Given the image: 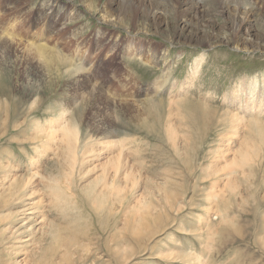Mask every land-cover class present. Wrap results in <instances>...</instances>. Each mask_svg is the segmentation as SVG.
Instances as JSON below:
<instances>
[{"label":"rangeland","instance_id":"374dc122","mask_svg":"<svg viewBox=\"0 0 264 264\" xmlns=\"http://www.w3.org/2000/svg\"><path fill=\"white\" fill-rule=\"evenodd\" d=\"M55 1L69 7V17L53 30L47 23L54 0H9L0 7V35L9 27L16 40L11 53L0 51L7 82L0 91V264H264V141L254 123L264 124V106L258 119L245 115L247 95L241 93L254 82L264 96V0H247L257 14L243 22L239 42L229 34L244 19L238 11L210 10L197 38L180 42L164 25L129 26V20L138 25L144 19L141 11L142 22L128 15V3L118 24L92 10L106 5L116 18L125 0ZM157 1L158 18L174 23L178 0ZM191 20L188 36L199 18ZM99 29L113 36L98 46ZM31 42L48 45L50 53L41 57L51 58L53 75L33 70L24 50ZM149 46L166 51L154 64L141 52ZM127 51L134 54L124 56ZM63 55L88 66L94 79L93 66L103 58L115 83L103 86L100 98L94 84L75 93L57 59ZM148 100L157 102L150 114L140 106ZM65 106L72 110L63 115ZM79 111L84 115L77 121ZM242 116L246 122L237 125ZM77 122L81 152L72 169L62 130ZM50 133L53 143L47 142ZM107 139L115 149L105 148ZM245 143L254 151L241 165ZM231 170L228 183L224 176ZM32 209L37 213L27 214Z\"/></svg>","mask_w":264,"mask_h":264},{"label":"bare ground","instance_id":"6f19581e","mask_svg":"<svg viewBox=\"0 0 264 264\" xmlns=\"http://www.w3.org/2000/svg\"><path fill=\"white\" fill-rule=\"evenodd\" d=\"M6 1V2H5ZM7 1L9 0H2L0 1V7H2L3 5H7ZM11 1V0H10ZM15 1V0H14ZM80 1V0H79ZM177 1V0H176ZM175 1V2H176ZM259 0H255V3L257 4ZM92 3V5L89 3L88 6L89 7H93V1H90ZM108 2V1H107ZM123 2V1H122ZM248 2L247 0H178V4L181 5V9L180 11L178 12L177 11V14L175 15L174 14V23L170 22V21H166L165 19L161 18L159 16L158 18V10L160 9V4L161 2L159 3L157 0H139V3H137L135 0H131L128 2V0H125L122 4V8H124L127 3H128V6L130 7V12L128 14V6L125 7L126 10H121V15L118 14V17H114L112 16V11H110V9H108V7L105 5L101 8V10L99 11L98 8L97 9H93L92 10H96L98 13L102 12V14L100 15L104 20H106L107 22H112V23H120L119 19H121L122 17L124 18V14H128L130 15L131 17L133 18H136L139 14V11H141L143 14H142V18L144 19V23L142 24H132L129 20V22H127V24H129V26H134V28L137 26V27H142L145 29H148L149 27L151 26H155L156 29H160L162 25L166 26V31L169 32L170 31V38L173 39V38H177L178 41H182L181 39L185 38V39H188L189 41L190 40H193L195 38H197V31L199 32L200 30V23L202 21L206 22V14H210V10L211 11H215V12H220L222 14H224L226 11H232L233 13L235 11H238L239 13H242V15H244V19L243 20H238L236 22V27L234 28V30H232V32H230L229 34H231V40H235V41H238V40H241L242 38V35H243V31H244V23L243 22H250V19H252L256 14L257 12L254 11V9L256 10V6L255 5H251V6H248ZM262 2V1H260ZM9 3V2H8ZM55 3L57 5H55ZM63 3V2H62ZM87 3V2H86ZM254 3V4H255ZM67 4V3H66ZM104 4V3H103ZM106 4V3H105ZM165 4H168L167 2H165ZM174 4V3H173ZM53 5H55L56 8L55 9V13H54V16H59L58 18H55L54 19V16H52L50 19H49V22L47 23V27L49 29H55L57 28L58 26L57 25H61L62 23L65 22L66 18L69 17V12L68 9L69 7L68 6H65L63 4H60L58 1H55L54 0V3H50L49 4V7H52ZM75 5V4H74ZM163 5V4H162ZM262 5V4H261ZM100 6V5H99ZM232 6H234L235 10L233 11L232 9ZM175 7V6H174ZM183 8V9H182ZM109 10V11H107ZM162 10V9H161ZM260 10V9H259ZM114 11V10H113ZM116 11V10H115ZM171 11V10H169ZM225 11V12H224ZM111 12V13H110ZM217 12V13H218ZM260 12V11H259ZM25 13V10H21V11H18L14 17H17L19 15H22ZM43 10L40 9V14L43 15ZM166 13V12H165ZM212 13V12H211ZM221 14V15H222ZM230 14V13H229ZM171 15V14H170ZM231 15V14H230ZM233 15V14H232ZM241 15V14H240ZM56 16V17H57ZM122 16V17H121ZM141 16V15H140ZM192 16H196L197 20L199 18V23L195 22L197 27L193 29L196 30L195 33H193L194 35H186L185 34V29L187 27H190V29L192 28V22H194L195 18H193L194 20H191L192 19ZM211 16V15H210ZM215 16V15H214ZM223 16V15H222ZM121 17V18H120ZM126 17V16H125ZM128 17V16H127ZM139 17V16H138ZM137 17V18H138ZM221 17V16H220ZM224 17V16H223ZM259 17V16H258ZM117 18H119L118 20H116ZM130 18V17H129ZM191 18V19H190ZM212 18V17H211ZM231 18V16H230ZM234 18V16L232 17ZM46 19V18H45ZM236 19V18H235ZM240 19V17H239ZM201 20V21H200ZM137 21H141L142 20H139V18L137 19ZM210 21V20H209ZM121 22L124 24V22L121 20ZM61 23V24H60ZM126 23V22H125ZM203 23V22H202ZM212 23V22H211ZM126 24V25H127ZM173 25H176L179 29V31H176V30H173ZM175 26V27H176ZM195 26V24H194ZM207 26V25H206ZM211 26V24H210ZM214 26V25H213ZM232 26V25H231ZM136 27V28H137ZM133 28V27H132ZM133 28V29H134ZM176 29V28H175ZM205 29V28H204ZM217 29V28H216ZM232 29V28H230ZM246 29V28H245ZM247 29L249 30V35H254L252 34L253 30H252V27L251 26H247ZM246 29V30H247ZM102 30V29H101ZM101 30L99 29L98 30V34H97V39H96V43L95 45H102V43L104 44L105 42H107L108 39H110L113 35H110V33H105L103 34L102 36V32ZM151 30V29H150ZM169 30V31H168ZM213 30V29H212ZM106 31V30H105ZM154 31V30H153ZM215 31V30H214ZM231 31V30H230ZM161 32V31H160ZM164 32V31H163ZM219 32V31H218ZM226 32V31H225ZM247 32V31H246ZM250 32H252L250 34ZM12 30L8 27L7 28V32L6 34L4 35H0V51L2 52H5V53H11L12 50H13V47H14V44L16 43L15 41V36L12 34ZM207 33V32H206ZM205 33V38H209L208 36H210L211 32H208L210 34H208V36H206L207 34ZM259 39L260 37L263 35V34H257ZM212 36V35H211ZM36 38V37H35ZM211 38V37H210ZM209 38V39H210ZM226 38V37H225ZM214 39V37H213ZM228 39V38H227ZM226 39V40H227ZM230 39V38H229ZM243 39V38H242ZM250 39V38H249ZM255 39V40H257ZM14 40V41H13ZM186 40V41H188ZM211 40V39H210ZM264 39H262L261 41H263ZM125 40H121V42L123 43ZM131 41V40H130ZM129 41V42H130ZM216 41V39H215ZM119 42V43H121ZM221 42V41H220ZM239 42V41H238ZM264 42V41H263ZM36 42H31V43H28L30 45H28L27 47L24 48L25 52L27 53L26 55H28L27 57H29L30 61L29 63L33 66V70H35V68L39 69V71L43 72V74L47 75V76H51L53 75V71L50 70V67L52 66L51 65V58H44L45 56L41 57V55H45L46 53H50V48L48 47V45H45L43 42H40V43H36ZM140 43V42H139ZM259 44V42H257ZM20 44V43H19ZM18 44V45H19ZM215 44V43H214ZM21 45V44H20ZM23 45V44H22ZM213 44H208V46H211ZM25 46V45H24ZM201 46V45H200ZM20 47V46H19ZM146 48V47H145ZM148 48H151L150 46ZM157 48V47H156ZM169 48V47H168ZM17 49V48H16ZM49 49V50H48ZM144 55H145V63H153L154 62H157L159 60L162 59V56L164 57V54L166 51H164V53L160 52V49H144V51H141ZM141 53V54H142ZM16 54V53H15ZM134 52L133 51H127L125 53L124 56L126 55H133ZM4 55V53H3ZM1 54V56H3ZM6 55V54H5ZM8 55V54H7ZM15 56V55H13ZM138 56V55H136ZM135 56V58H136ZM18 57V56H17ZM128 57H131V56H128ZM204 55H200L198 58H196V60L194 61V64H193V68H192V73L190 76V82H191V79H195V77L197 76V74L199 73V68L201 67L202 65V60L204 59ZM21 58V57H20ZM2 57H0V71L3 69L2 68V65L1 63L2 62ZM15 59H16V56H15ZM60 61V64L64 65L65 66V73H67V78H68V81L69 83L71 84L72 88L75 90V93L79 92L80 91H83L84 89L87 88V91H88V87L92 84H94V87L96 89H94L99 95V98L102 97L104 94H103V89L102 87L105 86V85H111L113 83H115V79L114 78V74L110 77V79L107 78V75H108V72L109 73H114L113 71H111L109 68V64H106L105 60L103 58H99L96 60L95 62V65L94 63L91 64V65H94L93 67H95V69H93L94 72H96L98 74V76H96V79H94L92 76H91V70L88 66H81L77 63H75V61H73L72 59L70 58H67L65 57L64 55L63 56H58V58ZM103 59V60H102ZM19 60V59H18ZM133 60V58L131 59ZM135 60V59H134ZM20 61V60H19ZM39 62V64H36V62ZM136 62V61H135ZM88 64V62H87ZM92 68V67H91ZM36 71V70H35ZM37 71L36 73L39 74ZM41 72V73H42ZM170 73V65H167L165 67V69H163V77H167ZM120 78V77H119ZM197 78V77H196ZM26 79V78H24ZM187 81H189V78L187 79ZM27 82V80H26ZM29 82V81H28ZM164 82H167L164 81ZM6 78H4L2 75H1V72H0V91H2L1 89H4L6 85ZM117 84V83H116ZM243 86V85H241ZM128 87V86H126ZM243 87H245L243 90V92L241 93H246L245 95L246 96V99H245V105H244V111L247 113L245 115H252L251 117L253 118H256L258 119V110L257 109H260L262 108V106H264V96H263V92L262 90L260 91L257 87V85L254 83V82H251L247 85H244ZM69 88V87H68ZM114 88V87H113ZM240 90V89H239ZM85 91V90H84ZM90 91V90H89ZM88 91V92H89ZM93 91V93L95 92ZM236 91V90H235ZM238 91V90H237ZM82 93V92H81ZM118 93V92H117ZM233 93V92H232ZM84 94V93H83ZM103 94V95H102ZM242 95V96H245V95ZM80 95V93H79ZM88 95V94H87ZM120 95V94H119ZM236 95V94H235ZM76 96H78L77 94L74 96L76 98ZM93 96V95H92ZM90 97V96H89ZM96 97V96H95ZM71 98V97H70ZM69 98V100H70ZM75 98L71 99V101H73ZM234 98V97H233ZM232 98V99H233ZM236 98V97H235ZM87 99V98H86ZM91 99V98H89ZM171 99V98H170ZM237 99V98H236ZM102 99H100V102H101ZM247 100V101H246ZM76 101V100H75ZM83 101V100H82ZM95 101V100H94ZM173 101V100H172ZM90 103V101H89ZM61 104V103H60ZM132 104V103H131ZM253 105L255 106V110L250 107V105ZM86 105V104H85ZM136 105V104H135ZM88 106V105H87ZM91 106V105H90ZM108 106V105H107ZM129 106V105H128ZM140 106H143V113H146V114H150L154 111V108H156L157 106V102L153 101V100H148L144 103H140ZM234 106V105H233ZM135 107V106H134ZM238 107V106H237ZM91 108V107H90ZM133 108V107H131ZM251 108L252 110L254 111H251ZM72 110V108H67L65 106V108L61 109V113H63V115L66 113V112H70V110ZM135 109V108H134ZM137 109V108H136ZM135 111V110H134ZM263 111V109H262ZM243 113V112H242ZM262 113V112H261ZM244 114V113H243ZM68 115V114H67ZM66 115V116H67ZM84 113L83 111H79L78 114H77V121H79V118L83 117ZM242 115V114H241ZM240 116V115H239ZM247 117V116H246ZM246 117L242 116L240 118H238L236 121H237V125L238 123L241 124V123H245L246 121ZM58 121V120H57ZM261 122V121H260ZM259 122V119L257 121H255V126L257 128V130L259 131L260 133V137L262 138V141H264V124L262 125L261 123ZM112 124V123H111ZM54 127V126H53ZM236 127V125H235ZM55 128V127H54ZM234 128V127H233ZM52 130H54L53 128H51ZM59 130V129H58ZM104 130V129H103ZM175 129H173L174 131ZM65 133V137L67 139V143L68 144V151L70 152V155L71 157L73 158V162H72V169H75V165L77 164L78 162V151L81 152V143L82 142V138H81V133H80V123L77 122L75 125H66L64 130ZM172 131V130H171ZM169 131V132H171ZM236 132V131H235ZM234 132V133H235ZM172 135V134H170ZM89 136V135H88ZM175 136V135H174ZM232 136V135H231ZM234 136V135H233ZM54 134L53 133H50L48 135V139H47V142L49 141V143L52 142V140L54 139ZM91 137V136H90ZM172 137V136H171ZM112 138V137H111ZM230 139V138H229ZM51 141V142H50ZM230 141V140H229ZM74 142V143H73ZM53 143V142H52ZM103 143V142H102ZM104 146L106 149L108 150H112L113 148L115 149L114 146H117L113 140H108L104 142ZM231 144V143H230ZM46 145V144H45ZM229 145V144H228ZM87 146V145H86ZM85 146V147H86ZM47 149V148H46ZM88 149V148H87ZM90 149V148H89ZM223 149V148H222ZM243 150L241 151V154H240V158L238 160V162H241V165H247L249 162H250V153L252 151H254V149L251 147L250 144L248 143H245L243 148ZM85 150V149H84ZM91 150V149H90ZM89 151V150H87ZM244 151V152H243ZM84 152V151H83ZM126 153V152H125ZM224 154V153H223ZM85 155V154H84ZM125 155V154H124ZM124 155L122 156H119L116 158V162L115 164L119 165L120 167H118L117 169V174L119 175L121 173V168L124 167V159L126 158ZM112 156H115V155H112ZM235 157V156H234ZM239 157V156H238ZM85 158V157H84ZM237 158V157H236ZM82 159V158H81ZM124 160V161H123ZM127 160V159H126ZM234 160V159H233ZM219 162V161H218ZM217 163V162H216ZM236 161L233 163L235 164ZM221 164V163H220ZM237 164V163H236ZM82 165V164H81ZM122 165V166H121ZM126 165V164H125ZM126 168V167H125ZM130 170V169H129ZM134 171V170H133ZM132 171V172H133ZM222 172V171H221ZM226 175L224 176L226 179H227V182L229 183L231 180H232V173L233 171H228V172H225ZM71 174V173H70ZM132 173L130 172V175ZM134 174V173H133ZM123 175V174H122ZM118 178V177H117ZM125 178L128 180L130 177H129V173L128 175L126 174ZM132 178V177H131ZM119 179V178H118ZM27 180V179H26ZM223 180V179H222ZM130 181V180H129ZM128 182V181H127ZM216 195V194H215ZM35 203V202H34ZM37 211L36 210H29L27 212V214H36ZM30 218V217H29ZM34 218V217H32ZM42 221V219H41ZM40 221V222H41ZM196 259V258H195ZM202 261L201 258H199V261Z\"/></svg>","mask_w":264,"mask_h":264}]
</instances>
